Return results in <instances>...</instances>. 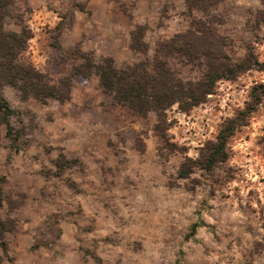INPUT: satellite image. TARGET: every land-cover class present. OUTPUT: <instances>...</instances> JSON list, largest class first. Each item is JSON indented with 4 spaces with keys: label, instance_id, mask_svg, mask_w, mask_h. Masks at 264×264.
Here are the masks:
<instances>
[{
    "label": "clouds",
    "instance_id": "obj_1",
    "mask_svg": "<svg viewBox=\"0 0 264 264\" xmlns=\"http://www.w3.org/2000/svg\"><path fill=\"white\" fill-rule=\"evenodd\" d=\"M75 3L79 7L72 0H18L6 19L5 31L23 41L17 63L49 87H61L73 70L88 68L89 62L92 67L82 84L69 85L63 104L51 98L41 104L31 97L22 103L17 94L5 92L12 114L0 113V165L5 175L11 173L9 179L31 174L36 183L28 195L36 203L29 199L26 208L9 216L17 231L0 233V264H264V93L253 91L264 83V22L257 25L254 19L264 12V0H225L208 15L184 0ZM70 12L75 17L71 28ZM216 15L225 16L223 27L208 23ZM115 18L123 19L113 23ZM201 21L233 41L222 50L219 71L213 73L203 56L188 71L181 63L185 57L159 55L190 28L201 35L194 25ZM138 28L144 29L146 52L133 55L128 44ZM90 33L95 40L87 38ZM53 46L68 59L65 72L51 70ZM102 57L125 73L142 66L157 81L152 58L167 59L172 87L159 98L150 90L142 98L147 103L142 115L122 110L113 101L116 90L107 99L104 95L103 73L97 70ZM72 111L81 119L74 120ZM26 112L34 115L35 130ZM21 128L26 134L17 138ZM105 133L118 156L96 151ZM132 133L140 150L132 140L118 138ZM45 148L52 149L50 157ZM61 149L66 157L74 151L86 175L65 171L54 178L53 161ZM94 158L113 173L102 178ZM42 173L53 178L45 182ZM69 179L88 195H75L66 186ZM102 179H114L116 186L102 185ZM77 204L83 205V215L75 223L53 218L75 211ZM3 208H8L6 200Z\"/></svg>",
    "mask_w": 264,
    "mask_h": 264
},
{
    "label": "trees",
    "instance_id": "obj_2",
    "mask_svg": "<svg viewBox=\"0 0 264 264\" xmlns=\"http://www.w3.org/2000/svg\"><path fill=\"white\" fill-rule=\"evenodd\" d=\"M224 0H184L189 8H197L208 15L209 9H215ZM15 0H0V88L2 86H9L17 90L21 98L27 101L30 97L37 102L44 104L48 98L53 100L59 99L61 104L67 99L66 90L70 84L73 83L74 78L88 79V70L92 67L89 62L88 68L75 69L71 73V80L62 82V86L49 87L43 82V78L34 74L30 68H24L17 63L19 52L23 48V41L19 39L14 33L5 31L4 22L8 16V8L14 6ZM209 24H218L221 27L224 25V20L220 16H211ZM196 24L197 32L201 35H196L190 28L189 33L185 36H177L171 46H164L159 51V55L164 57H173L179 54L185 57L181 61L182 66L192 71L189 64L199 60L201 56L208 61V67L213 73L219 71L218 64L219 57L223 55V49L228 48L232 44V40L227 36H218L216 31L210 28L204 22H194ZM144 34L143 28H138L131 34L130 49L133 52L145 53L146 45L142 43ZM179 35V34H178ZM57 50L61 51L59 47ZM103 63L97 67L99 72L103 73V84L107 91L104 93L105 97L109 98L112 91L116 90L118 95L113 98L114 104L120 107L127 108L129 111H135L137 115H142L144 109L147 107L146 99L151 90L154 95L159 98V93L164 90H169L172 87L169 81V74L173 71L171 67H166L169 62L167 59L156 60L152 58L151 68L161 78L159 81L155 80L151 73L146 69L143 70L139 65L133 66V69H139L132 72H124L123 69H114L112 67L113 61L111 59L101 58ZM123 74H117V73ZM22 82V83H19ZM4 96L0 91V113L11 115V111L7 109V104L4 103ZM12 129L9 126V136ZM19 132L17 133V138ZM71 163V162H67ZM66 163V164H67ZM196 226H193V232ZM7 231L4 222L0 221V233Z\"/></svg>",
    "mask_w": 264,
    "mask_h": 264
},
{
    "label": "rangeland",
    "instance_id": "obj_3",
    "mask_svg": "<svg viewBox=\"0 0 264 264\" xmlns=\"http://www.w3.org/2000/svg\"><path fill=\"white\" fill-rule=\"evenodd\" d=\"M223 3H225V0L221 4H223ZM221 4H219V5H221ZM17 5H18V0H15L14 6L8 8L7 18L12 16L13 10L17 7ZM72 6L73 7H79V5L75 3V0H72ZM81 10H83V9H81ZM124 15L127 17L126 12L124 13ZM247 15L249 17H253V12L251 9L247 10ZM89 16H91V13H89ZM218 16H220L221 19L224 20V24H225L226 23L225 16L224 15H218ZM121 19H123V18H115L112 22L117 23V22H120ZM127 19H128V21H130L131 17H127ZM254 19L256 20L257 25L261 22H264V12H258L254 16ZM66 21L68 22V25H70V23L72 21H75V17L71 15V12L69 13V16L66 17ZM7 23H8V21L5 20L4 28H5V25ZM248 23L251 24L252 20L250 19ZM87 38L89 40H95L96 36L94 33H90ZM130 44H131V41L128 44L129 51L131 53H133V55L137 54V52L131 51ZM232 44H233V41H232ZM56 47L57 46H53V52L55 53V55L51 59L50 66H51V70L53 72L62 73V72H65L68 68V59L65 56L61 55L60 51L57 50ZM251 51H252L251 47H249V52L251 53ZM141 54H143V53H141ZM250 59H251V57H250ZM121 62L123 63V60H121ZM141 63H143V61H141ZM136 65H138V64H132L129 67H133ZM84 80L85 79L77 77V78H74L73 82H75L76 84H82ZM6 90H10L13 93L17 94L15 98L19 99L20 102H22V103L26 102L21 98V95L17 90H15L9 86H2L0 88V91H1L3 96L5 95ZM253 91L254 92L259 91L260 93H264V83L255 85ZM106 99H107V97H106ZM120 108L122 110L125 109L123 107H120ZM24 115L29 118V123H30L32 130H35V128L38 127V125L33 124V121L35 119L34 115L30 112H26V113H24ZM71 116L74 120H80L81 119V113L76 112V111H72ZM18 122L21 125H23V120H19ZM47 122L48 123L53 122L51 115L48 116ZM105 124L108 125L109 128L111 127V124H109L108 121H105ZM42 131L43 130H41V132ZM18 132H19V134L20 133L26 134V133H24L23 128H21ZM134 137H135L134 133L128 134V135L121 134L118 136L121 143H127L129 140H132L133 143L137 146V149L140 150L138 138L134 139ZM73 138H75V134H73ZM33 140H35V138H33ZM95 148H96V151H100L101 153H103L105 150H112L113 156L114 157L118 156V153L115 152V150H114L115 144H114L113 140L107 135V133L102 135L100 137V139L96 141ZM60 151H61V155L59 156V158L57 160L53 161V163L56 165V167L58 169V172L55 174V177H54L55 179H60L63 176L65 171L72 172V174H74V175H80V176L86 175V171H85L86 166L82 165L80 163L79 159L75 158L74 151H70L68 153L67 157L63 154V152H64L63 149H61ZM51 153H52V149L45 148V155L46 156L50 157ZM18 154L19 153L17 152V155ZM141 154H143L142 150H141ZM67 162H71V163H67ZM92 162L94 164L101 165L99 171H100V176L102 178L107 177L113 173V168L103 167L102 166L103 162L100 159L94 158L92 160ZM119 163H121V162L118 161V164ZM4 167H5L4 165H0V221L4 222L5 228L8 232H16L17 228L15 225L17 222L10 220L9 216H11L12 213H14V212H19L21 209L26 208L29 199H31L32 203H36V198L35 197L30 198L28 195V193L32 190V187L35 185L36 181L34 179H32L31 174H29L27 172L21 173L19 176H15L12 179H9V176H11V173H9L8 175H5L4 174ZM73 169H76V171L73 172L72 171ZM16 171H19V170H16ZM116 171L117 172L119 171L118 167L116 168ZM41 178L44 179L45 182H47L48 180L53 178V175L51 173H42ZM65 183H66V186L70 190L74 191L75 195H84V196L88 195L86 189L84 187H82L81 185H77L74 181H71L69 179ZM84 183H86L89 187H95V185L92 184V182H90V181H85ZM126 183H130V181H126ZM103 184L109 185L110 188H114L116 186L114 179L112 181H109L108 179H102V185ZM44 195H45L44 192L41 191L40 196L43 197ZM13 196L16 197L15 200L12 198ZM5 200L8 202L7 210H5L3 208V201H5ZM92 203L94 205L96 203V201L94 200ZM101 203H103V202L101 201ZM103 207H104V210L107 211L109 208V205L104 204ZM125 207H127V205H125ZM82 215H83V205L77 204L75 211L69 210L66 213H64L63 215L53 214V218L57 221L60 219H68V220H72L73 223H75V218L81 217ZM105 218H107V217H105ZM193 226H196V225H193ZM139 247L140 246L137 245V250H139Z\"/></svg>",
    "mask_w": 264,
    "mask_h": 264
},
{
    "label": "crops",
    "instance_id": "obj_4",
    "mask_svg": "<svg viewBox=\"0 0 264 264\" xmlns=\"http://www.w3.org/2000/svg\"><path fill=\"white\" fill-rule=\"evenodd\" d=\"M72 22H74V21H72ZM72 22H71V23H72ZM71 23H70V25H68L69 28H71V25H72ZM113 23H114V22H113ZM128 49H129V47H128Z\"/></svg>",
    "mask_w": 264,
    "mask_h": 264
}]
</instances>
